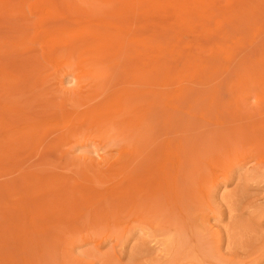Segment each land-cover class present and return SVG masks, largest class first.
Masks as SVG:
<instances>
[{
    "label": "rangeland",
    "instance_id": "1",
    "mask_svg": "<svg viewBox=\"0 0 264 264\" xmlns=\"http://www.w3.org/2000/svg\"><path fill=\"white\" fill-rule=\"evenodd\" d=\"M0 264H264V0H0Z\"/></svg>",
    "mask_w": 264,
    "mask_h": 264
},
{
    "label": "bare ground",
    "instance_id": "2",
    "mask_svg": "<svg viewBox=\"0 0 264 264\" xmlns=\"http://www.w3.org/2000/svg\"><path fill=\"white\" fill-rule=\"evenodd\" d=\"M128 15V14H127ZM126 16V15H125ZM119 19V18H118ZM1 20H3V19H1ZM129 23V22H128ZM16 24V23H15ZM18 27H20V25L18 26ZM103 29V28H102ZM8 30V29H7ZM10 31V30H9ZM12 32V31H11ZM29 32V31H28ZM147 32V31H146ZM145 32V33H146ZM149 32V31H148ZM27 33V32H26ZM20 34V33H19ZM119 39V38H118ZM99 62V61H98ZM103 95V94H102ZM130 101H132L131 99H130ZM130 104V103H129ZM133 106V105H132ZM236 124V123H235ZM235 128V127H234ZM240 129V128H239ZM236 130H238V129H236ZM221 133V132H220ZM230 132H228V134H229ZM236 133V132H235ZM57 134V133H56ZM228 136V135H227ZM231 136V135H230ZM222 143V142H221ZM141 176V175H140ZM147 198V197H146ZM142 199V198H141ZM145 199V198H144ZM171 227H173V226H171ZM230 233V232H229ZM167 239V238H166ZM165 239V240H166ZM172 244V243H171ZM172 247V246H171Z\"/></svg>",
    "mask_w": 264,
    "mask_h": 264
}]
</instances>
